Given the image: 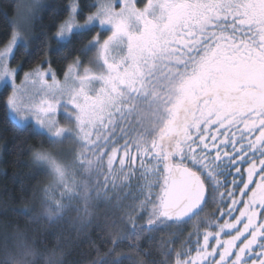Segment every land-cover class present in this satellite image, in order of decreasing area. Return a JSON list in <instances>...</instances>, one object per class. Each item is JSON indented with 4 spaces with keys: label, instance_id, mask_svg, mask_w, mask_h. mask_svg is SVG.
<instances>
[{
    "label": "snow or ice",
    "instance_id": "snow-or-ice-1",
    "mask_svg": "<svg viewBox=\"0 0 264 264\" xmlns=\"http://www.w3.org/2000/svg\"><path fill=\"white\" fill-rule=\"evenodd\" d=\"M43 11L53 21L67 14L51 39L63 59L74 41L78 55L61 81L45 45L17 83L23 65L13 61L21 49L31 61L29 32ZM9 25L0 99L12 128L39 138L27 153L48 183L40 213L8 210L24 219L2 225L14 241L9 249L5 233L3 264H36L39 226L75 212L83 232L101 205L111 247L92 264H131L112 255L125 242L135 251L158 243L165 264H264V0H68L18 7ZM66 143L67 154L57 151ZM210 201L219 215L177 249ZM46 264H60L55 250Z\"/></svg>",
    "mask_w": 264,
    "mask_h": 264
},
{
    "label": "trees",
    "instance_id": "trees-1",
    "mask_svg": "<svg viewBox=\"0 0 264 264\" xmlns=\"http://www.w3.org/2000/svg\"><path fill=\"white\" fill-rule=\"evenodd\" d=\"M80 2L82 5H87L92 0H80ZM67 3L68 0H43L42 4L55 7L57 5H67ZM19 5L20 0H0V33L11 31L9 22L16 19ZM92 10L94 11L95 9ZM88 12L89 10L85 8L84 14L87 15ZM66 15L65 13L53 21L48 11L39 13V19L31 25L29 32V35L34 38L31 49L33 52L31 61L24 62L25 58L21 55L23 49H21L12 64L14 67L16 63L23 65L20 75L39 63L42 57L41 49L45 45L49 47L48 59L51 61V67L58 72V76L64 73L67 64L78 55L77 49L81 45L74 41L68 58L63 59L62 54L65 52V49L61 48L54 39H51L56 31L55 24H59ZM46 66L48 65L45 64L44 67ZM25 137L26 142L21 145L25 154L17 156L16 145L20 139ZM38 143V137L26 136V134L19 133L12 128L10 121L5 116L3 100L0 99V264H3L5 258V233L9 237V249H11L14 243L11 239L13 229H4L2 225L5 223H15L24 219L23 217H18L13 211L8 210L30 207L34 213L42 211L38 202V190L45 186L48 180L43 173L36 174V168L32 165L30 155L27 153L28 147ZM68 146L69 151L71 148L70 144L67 143L60 146L57 151L64 153L66 151L65 148ZM34 191L37 193L35 199L33 196ZM126 203L128 202L126 201ZM218 207V204L210 201L204 207L199 217L184 228L183 235L177 239L176 248L179 249L181 241L187 237L189 232L197 230V226L201 221H207L214 218V215H219L216 211ZM105 211L106 205H101L97 209L96 216L92 219L91 226L83 232L77 231L79 221L76 219L75 212L66 214L64 221L51 227H47L46 225L39 226L40 237L36 243V248L41 256L37 259L36 264H46V258L52 255L53 250H55V258L60 264H92L98 257H103L111 247L110 244H105L102 240V237L108 234V230L104 228ZM171 233L172 230L166 229L164 232L158 234L156 239L157 241L161 238L167 239ZM32 239V235L29 234V240L31 241ZM97 249H99V252ZM146 250L149 252L147 255H145ZM112 255L113 257L117 255L122 257L131 256V264H138L140 260L145 261V264H165L167 259L164 255V250L158 243L153 244L149 248L146 243L142 242L140 250L135 251L125 242Z\"/></svg>",
    "mask_w": 264,
    "mask_h": 264
},
{
    "label": "rangeland",
    "instance_id": "rangeland-1",
    "mask_svg": "<svg viewBox=\"0 0 264 264\" xmlns=\"http://www.w3.org/2000/svg\"><path fill=\"white\" fill-rule=\"evenodd\" d=\"M142 2H143V0H138V3H141V5H142ZM42 3H43V0H20L19 9H20V12L22 14H27L28 11L30 10V8H33L35 5L42 4ZM81 22H83V20H81ZM47 67L48 66H46L45 68H47ZM53 70L56 71L55 69H53ZM56 73H57V76H58V72L57 71H56ZM22 78H23V73L19 76V78L17 80V83H19L20 79H22ZM58 79H60L62 81L63 80V74L61 76H58ZM26 123L27 124H31L32 122L28 121ZM70 148H71V145H70ZM68 149H69V146L65 148L66 151L64 152V154L68 153Z\"/></svg>",
    "mask_w": 264,
    "mask_h": 264
}]
</instances>
